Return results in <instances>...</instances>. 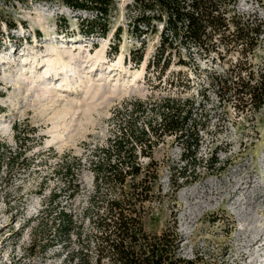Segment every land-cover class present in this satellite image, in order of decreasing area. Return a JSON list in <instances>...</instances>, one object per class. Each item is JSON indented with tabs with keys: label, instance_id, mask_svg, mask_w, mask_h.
Masks as SVG:
<instances>
[{
	"label": "rangeland",
	"instance_id": "374dc122",
	"mask_svg": "<svg viewBox=\"0 0 264 264\" xmlns=\"http://www.w3.org/2000/svg\"><path fill=\"white\" fill-rule=\"evenodd\" d=\"M115 2L104 36L80 33L79 23L90 13L74 11L62 0H0V264H67L72 246L44 251L53 236L55 213L45 214L41 225L38 218L50 197L61 193L59 200L81 219L94 182L88 165L75 170L80 191L70 198L72 176L61 167L86 159L88 145L107 144L114 112L125 101L176 92L171 82L179 76L192 77L184 94L201 103L198 112L204 109L201 145L190 163L182 158L183 147L174 136L154 150L163 195L152 205L148 228L175 229L179 254L187 259L264 264V106L239 111L237 99L221 100L210 85L213 75L223 73L239 52L217 63L195 57L198 68L189 60L187 66L179 64L174 51L163 72L148 68L159 42L156 34L148 36L144 59L137 64L132 58L141 41L128 31L127 4L132 0ZM235 9L242 18L264 23V0H238ZM119 26L121 42L113 53ZM68 50L88 59L74 63L76 90L64 91L61 80L50 83L30 72L35 61L55 58L56 52L66 56ZM101 53L102 62L93 69ZM253 62L255 69L264 68L263 37ZM114 65L117 69L110 73ZM209 158L218 161L213 168ZM141 160L147 164L149 158ZM38 236L41 242L31 248Z\"/></svg>",
	"mask_w": 264,
	"mask_h": 264
},
{
	"label": "trees",
	"instance_id": "16d2710c",
	"mask_svg": "<svg viewBox=\"0 0 264 264\" xmlns=\"http://www.w3.org/2000/svg\"><path fill=\"white\" fill-rule=\"evenodd\" d=\"M237 1L132 0L127 4L131 17L128 31L141 41L138 55L132 59L137 64L143 61L146 40L156 34L159 42L148 68H161L163 72L174 60V51L179 64L187 66L189 60L198 68L195 57L217 63L239 52L223 73L213 75L210 85L221 100L237 99L235 106L239 111L244 112L249 107L259 111L264 106V68H254L253 53L261 37L264 38V23L238 15ZM62 2L74 11L90 13L80 21V33L105 36L110 30L115 0ZM65 24L67 27V22ZM115 32L113 53L118 52L122 27ZM162 77L158 76L160 80ZM171 83L176 92L169 89L162 96L132 97L125 101L114 112L107 144L88 145L86 159L67 161L61 167L72 176L70 198L80 191L75 170L80 171L86 165L93 175L94 192L79 220L67 209L66 203L59 200L61 193L50 197L38 218L41 225L47 214L55 213L53 236L48 238L44 251L56 246H72L66 255L67 264H212L202 258L181 256L175 229L158 232L148 228L154 216L152 205L163 195L154 150L165 138L174 136L183 147L182 158L190 163L201 145L199 125L205 116L204 109L199 106L202 110L198 112L197 105L201 103L184 94L193 83L192 77L179 76ZM202 95L206 96V89ZM141 157L149 158L147 164ZM212 159L209 161L213 168L218 161ZM41 240L42 236L35 238L31 248Z\"/></svg>",
	"mask_w": 264,
	"mask_h": 264
},
{
	"label": "bare ground",
	"instance_id": "6f19581e",
	"mask_svg": "<svg viewBox=\"0 0 264 264\" xmlns=\"http://www.w3.org/2000/svg\"><path fill=\"white\" fill-rule=\"evenodd\" d=\"M17 52H18L17 49L15 51H13V55L14 54L16 55ZM63 54L60 52H56L52 55V56H55V58L49 57V59H46V61L45 60L44 61L43 60L35 61L34 65L31 66V68L30 67L29 68L31 69L30 72L32 71L33 74L38 72L41 80L49 79V81H51L50 83H54V84H57L61 80L62 83H64V85H66V87H65L66 90H64V91H67V90L72 91L74 88L72 83L73 84L75 83L76 80H74V79H76L77 73H78L74 70V63L76 61H87L88 59L84 58L85 55H82L81 52L76 54V51H74V50H68L66 53L67 54L66 56ZM46 56H48V55H46ZM102 59H103V56L101 53L97 56V60L95 63L96 65L95 64L93 65V69L95 66L97 67L98 65H100V63L102 62ZM3 61H4V63H10V60L7 61L4 58H3ZM24 64L27 65V64H29V62H25ZM110 68H111L110 73H112L113 70L117 69V66L114 65V68H113V66ZM38 69H39V71H37ZM26 72L28 73L29 70H27ZM75 84H77V83H75ZM74 89L76 90V88H74Z\"/></svg>",
	"mask_w": 264,
	"mask_h": 264
}]
</instances>
